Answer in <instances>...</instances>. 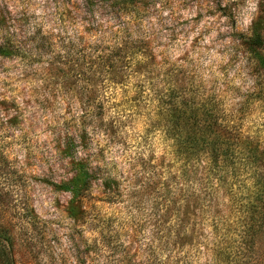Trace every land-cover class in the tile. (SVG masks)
I'll list each match as a JSON object with an SVG mask.
<instances>
[{
	"label": "clouds",
	"instance_id": "9594fccd",
	"mask_svg": "<svg viewBox=\"0 0 264 264\" xmlns=\"http://www.w3.org/2000/svg\"><path fill=\"white\" fill-rule=\"evenodd\" d=\"M87 4L18 0L0 30V254L264 264V0Z\"/></svg>",
	"mask_w": 264,
	"mask_h": 264
},
{
	"label": "trees",
	"instance_id": "16d2710c",
	"mask_svg": "<svg viewBox=\"0 0 264 264\" xmlns=\"http://www.w3.org/2000/svg\"><path fill=\"white\" fill-rule=\"evenodd\" d=\"M248 50L252 54L253 57L259 58L261 61H264V35L260 32H254L252 38L248 41ZM119 55V52L116 53ZM111 61V58H109ZM108 67L115 72L116 71V64L114 62H107ZM82 67V66H81ZM93 77H87V84H89L90 80ZM94 83V82H93ZM90 84H92L90 82ZM99 115V113H97ZM176 122L179 126V131L181 133H186L189 137H197L203 136L205 138L208 137L209 131L207 129L206 124H201L200 126L197 125L194 118L186 117L183 113H176L175 114ZM261 165L259 162L256 163L257 172L264 176V172H260ZM260 196L258 197V203L252 209L253 213L256 214L257 208L261 209L264 212V179L260 181ZM0 264H8L7 257L0 254Z\"/></svg>",
	"mask_w": 264,
	"mask_h": 264
},
{
	"label": "rangeland",
	"instance_id": "374dc122",
	"mask_svg": "<svg viewBox=\"0 0 264 264\" xmlns=\"http://www.w3.org/2000/svg\"><path fill=\"white\" fill-rule=\"evenodd\" d=\"M18 0H0V30H7L8 24L7 20L10 18V12H9V6L13 3H17ZM111 0H88L87 6L89 8L95 7L97 4H100L101 7H103L105 4H109ZM136 3H144V0H135ZM118 5L115 3H112V7H117ZM254 32H260L264 35V25H257L256 30ZM73 71L72 68L68 69V73H71ZM61 73L65 76L64 80V87L68 88L71 86V83H73L68 78V73H63L61 70ZM90 82L93 84V78L90 80ZM89 82V84H90ZM111 127V125H109ZM260 164H264V160L259 161Z\"/></svg>",
	"mask_w": 264,
	"mask_h": 264
}]
</instances>
